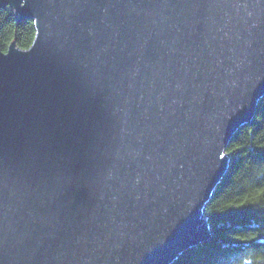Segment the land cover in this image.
I'll use <instances>...</instances> for the list:
<instances>
[{"label": "water", "instance_id": "water-1", "mask_svg": "<svg viewBox=\"0 0 264 264\" xmlns=\"http://www.w3.org/2000/svg\"><path fill=\"white\" fill-rule=\"evenodd\" d=\"M0 264H173L264 98V0H0Z\"/></svg>", "mask_w": 264, "mask_h": 264}, {"label": "trees", "instance_id": "trees-1", "mask_svg": "<svg viewBox=\"0 0 264 264\" xmlns=\"http://www.w3.org/2000/svg\"><path fill=\"white\" fill-rule=\"evenodd\" d=\"M32 21L16 22L0 10V50L14 40L21 50L34 39ZM229 169L205 208L211 239L184 252L173 264H264V98L249 125L226 148Z\"/></svg>", "mask_w": 264, "mask_h": 264}]
</instances>
